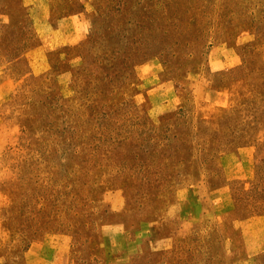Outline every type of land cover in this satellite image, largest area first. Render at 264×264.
<instances>
[{
    "label": "rangeland",
    "instance_id": "rangeland-1",
    "mask_svg": "<svg viewBox=\"0 0 264 264\" xmlns=\"http://www.w3.org/2000/svg\"><path fill=\"white\" fill-rule=\"evenodd\" d=\"M0 264H264V0H0Z\"/></svg>",
    "mask_w": 264,
    "mask_h": 264
}]
</instances>
